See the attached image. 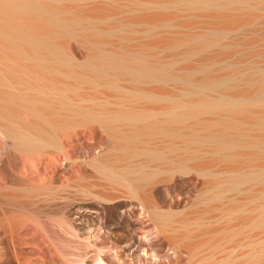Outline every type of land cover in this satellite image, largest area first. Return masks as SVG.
<instances>
[{
  "label": "bare ground",
  "instance_id": "obj_1",
  "mask_svg": "<svg viewBox=\"0 0 264 264\" xmlns=\"http://www.w3.org/2000/svg\"><path fill=\"white\" fill-rule=\"evenodd\" d=\"M263 19L264 0H0V124L9 146L21 158L69 161L71 131L99 126L108 141L88 161L161 231L188 245L203 234L195 253L245 228L262 234L264 64L255 57L264 45L243 61L234 52L247 37L231 35ZM249 32L264 41V27ZM71 39L84 61L68 49ZM23 111L31 120L19 119ZM176 175L199 187L188 215L160 204ZM246 211L254 212L242 223L214 224ZM242 264H264V243Z\"/></svg>",
  "mask_w": 264,
  "mask_h": 264
},
{
  "label": "rangeland",
  "instance_id": "obj_2",
  "mask_svg": "<svg viewBox=\"0 0 264 264\" xmlns=\"http://www.w3.org/2000/svg\"><path fill=\"white\" fill-rule=\"evenodd\" d=\"M263 27L264 22H256L245 25L236 32L237 36L231 35L247 37L234 57L252 60L249 52L264 45V41L249 39V31ZM251 41L253 47L245 45ZM67 47L80 61L86 59L85 50L75 39ZM256 59H263L259 64H264V56ZM4 79L11 83L7 76ZM18 117L29 121L32 116L23 111ZM88 127H66L60 133L77 132L70 135L74 139L67 143L70 148L65 144L72 149L68 150L72 163L57 153L45 160L39 153L33 154L32 160L21 158V151L9 146L0 124V264H212L211 260L242 264L255 247L264 243V232L256 235L262 229L252 231L249 227L232 241L221 240L217 249L205 246L195 253L194 244L204 238L203 234L194 232L199 236L188 245L175 232L161 231L141 206L120 200L121 191L110 186L92 167L108 138L99 126ZM91 157L92 162L88 161ZM175 177L176 185L160 191V204L168 212L188 215L193 211L199 187L194 178ZM247 212H233L229 218L225 214L224 221L214 224L242 223L246 214L254 211ZM168 223L178 225L173 219ZM195 226L193 223L189 228ZM183 231L185 228H181ZM254 240L261 241L254 244ZM205 255L208 259L203 261Z\"/></svg>",
  "mask_w": 264,
  "mask_h": 264
}]
</instances>
